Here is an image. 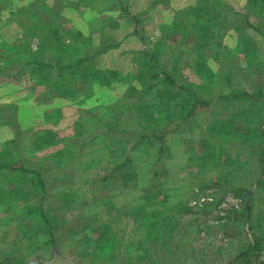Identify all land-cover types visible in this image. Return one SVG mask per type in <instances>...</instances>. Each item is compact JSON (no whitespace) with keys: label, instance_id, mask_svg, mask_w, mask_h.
<instances>
[{"label":"rangeland","instance_id":"rangeland-1","mask_svg":"<svg viewBox=\"0 0 264 264\" xmlns=\"http://www.w3.org/2000/svg\"><path fill=\"white\" fill-rule=\"evenodd\" d=\"M198 1L0 0V161L15 167L0 168V264H51L55 253L76 264H235L264 238V98H239L264 97V0H209L224 25L205 53L188 35L162 32ZM159 10L171 13L161 26ZM64 11L74 24L57 42ZM130 38L139 43L106 61ZM146 51L157 52L174 93L191 87L203 103L170 97L149 76ZM75 59H88L77 75L120 80L104 89L79 81L71 99L36 73L43 60L53 78L72 77L63 67ZM44 131L59 144L35 151ZM40 208L59 221L58 247L45 243ZM244 264H264V251Z\"/></svg>","mask_w":264,"mask_h":264},{"label":"trees","instance_id":"trees-1","mask_svg":"<svg viewBox=\"0 0 264 264\" xmlns=\"http://www.w3.org/2000/svg\"><path fill=\"white\" fill-rule=\"evenodd\" d=\"M213 6H217L218 8H220V6L217 3L212 4L210 3L209 0L198 1L197 4L188 8L186 11L185 10L181 11L180 14L183 15L182 17L183 19L179 20L178 18L176 21L174 20L171 24H168L167 26H163L162 32H164L165 30L169 31L170 38H173V37L177 38V37L188 35L189 37L193 38L196 41V43H198L197 46L203 48L202 50L205 53L208 50V47L211 46L213 41H216L218 43L219 37L222 36L220 33H216L214 28L217 27L219 28V30H221L222 26L224 25L222 21L218 24H215V21L220 20L221 17L219 15L215 16V12L211 14V9ZM54 31L55 32H53L52 34L56 37L57 42H61L59 30L56 29ZM163 42L162 41L158 42L156 48H159L163 44ZM27 46H29L28 43H23L20 46L15 45V47H13V50H22L23 48H28ZM42 46H40V50L38 51L44 52V48ZM53 47L54 45L52 44L51 48ZM58 48H59L60 54L57 55L56 53V55H57V60L60 63L63 60V56H61V54L62 52L63 53L66 52L65 51L66 48L64 44H61V43H59ZM37 54L41 55V53H37ZM33 58H35L34 55H33ZM143 58L146 59L147 67L151 71L149 76L152 77L153 80L154 79L162 80V83L166 87V91L168 92V94H170V97L181 98V96H183V92H190V93H193L198 98L199 103H203V101H201V99L196 95V93L193 91L191 87H180L179 93L173 92L171 88L175 87L174 78L169 74L160 72L161 62H160V58L157 52L154 53V51H146L143 53ZM86 60L88 61V59H84L82 61L75 59L69 65H67L66 67H63L64 70H69V74H71L73 78L68 77L69 76L68 74L67 75L63 74L61 76H58V78H53L50 73L51 70L53 69L51 66V63L50 62L46 63V61H43V60L35 61L36 73L39 74L41 80H45V81L48 80L54 83V87L58 88L59 89L58 91L62 92V93L60 92L62 96L65 95V97H69L71 99H75L76 96L78 95L76 87H77V84H79L78 83L79 81L84 80L85 85L92 84L95 87L104 89V88H108L109 86H111L112 80H115V81L120 80L119 78L120 74L119 73L117 74V72L115 71H97V72L93 71L92 72V70L88 69L83 75H80L81 73L77 75L79 73L78 71L84 66ZM202 61H203L202 57L198 58V63H202ZM58 62L57 64H59ZM60 70H62V68ZM76 78L77 80H75ZM168 89H170V91H168ZM239 96L241 100H244V101L249 100L251 102H256V103L259 102L262 98H264L262 94L250 95L249 93H246V92L240 94ZM153 107H156V106H153ZM169 116H171V113L168 112L167 117ZM152 117L155 118L154 115H152ZM57 144L59 143H58L56 134L51 131H44L35 140L34 148H35V151L43 152V151L55 148ZM263 158H264V153H263ZM20 164H21V167H20L21 170L24 171L25 169H27V167L24 164L22 163ZM0 168L14 169L15 167H13L12 162L9 163V161H0ZM29 173L33 174L36 180L38 181L36 186L44 190L45 183H44V179L41 173H38V172L36 173L34 171H29ZM127 179L128 178H126V180ZM246 208L249 212L251 209V204H248ZM34 216H37V218L41 222H43L47 228L46 230L49 235V239L45 243L49 246L58 247V244H57L58 240L56 238V233L58 232L59 226H60L58 219L53 217V215H51L49 211L43 208H40L38 211H35ZM103 244H104L103 248H106V249L107 247L114 246V242L112 241H107V242L104 241ZM263 251H264V238L257 239L256 242L251 243V245L237 257L235 264H244L246 260L254 256L256 253L263 252ZM78 256L81 257V253L78 254Z\"/></svg>","mask_w":264,"mask_h":264},{"label":"crops","instance_id":"crops-1","mask_svg":"<svg viewBox=\"0 0 264 264\" xmlns=\"http://www.w3.org/2000/svg\"><path fill=\"white\" fill-rule=\"evenodd\" d=\"M149 0H144V2H142V3H140V7H142V9H145V8H148V4H147V2H148ZM77 2V1H76ZM146 2V3H145ZM16 3V2H15ZM79 4V3H78ZM10 8L12 9V8H14V4H12V3H10ZM82 6V5H81ZM81 11H82V9H80ZM69 12H71V16L72 15H75V14H77V10H75V11H73V10H71V11H69ZM167 12V15H166V13L164 12V10H159L158 11V15H156L157 17H155V21H157L156 19L158 18V23H159V25L161 26L162 25V22H163V24L164 23H166V21L164 20L165 18H167L171 13L169 12V11H166ZM89 14V13H88ZM62 19H60V21H59V24H57L56 25V27H53V28H55V29H58L59 31H68V29H67V26H70V25H72V24H74V23H72L71 22V24H67V19H70V20H72V18H69V17H67V14H66V11H64L63 13H62ZM60 16V17H61ZM78 17H80L81 19H82V12H80L79 14H78ZM164 18V19H163ZM169 21V19H167V22ZM69 23V22H68ZM67 24V25H66ZM4 25L6 26V23H4ZM0 29H2V27L0 26ZM129 42V43H128ZM130 42L131 43H136V45L139 43V41H138V39H132V38H130L127 42H126V40L123 42V44H121L118 48H117V50H114V51H112V52H109V53H107L105 56H104V58H106V61H109V60H113V61H116L117 63L119 62V60H120V57L121 56H126V44H130ZM140 48H142V44H140ZM122 57V58H123ZM103 58V59H104ZM121 58V59H122ZM102 59V60H103Z\"/></svg>","mask_w":264,"mask_h":264},{"label":"water","instance_id":"water-1","mask_svg":"<svg viewBox=\"0 0 264 264\" xmlns=\"http://www.w3.org/2000/svg\"><path fill=\"white\" fill-rule=\"evenodd\" d=\"M51 264H76L74 261L68 258H62L59 254H54V259Z\"/></svg>","mask_w":264,"mask_h":264}]
</instances>
